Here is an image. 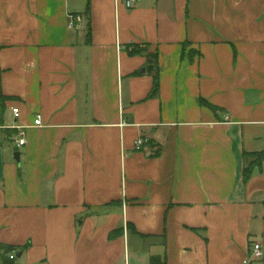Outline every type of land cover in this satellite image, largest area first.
I'll use <instances>...</instances> for the list:
<instances>
[{"label":"crops","instance_id":"1","mask_svg":"<svg viewBox=\"0 0 264 264\" xmlns=\"http://www.w3.org/2000/svg\"><path fill=\"white\" fill-rule=\"evenodd\" d=\"M0 85V264H264V0H0Z\"/></svg>","mask_w":264,"mask_h":264},{"label":"trees","instance_id":"2","mask_svg":"<svg viewBox=\"0 0 264 264\" xmlns=\"http://www.w3.org/2000/svg\"><path fill=\"white\" fill-rule=\"evenodd\" d=\"M129 53L131 55L137 54H146L147 56V72L154 77V84L153 88L149 94V98H155L160 93V77H159V54L158 53H149L146 48L142 47L141 45H132L129 47ZM11 99V97L6 96L2 92V88L0 85V107L3 109L5 107V102ZM216 111L217 109L214 108ZM244 160H245V168H244V181L247 182L253 175V171L255 167L261 166L264 162V151L255 152V153H244ZM24 249V247L20 246H10L6 249L7 252L10 251H17L20 252ZM10 259L9 262L4 264H13Z\"/></svg>","mask_w":264,"mask_h":264},{"label":"built area","instance_id":"3","mask_svg":"<svg viewBox=\"0 0 264 264\" xmlns=\"http://www.w3.org/2000/svg\"><path fill=\"white\" fill-rule=\"evenodd\" d=\"M137 0H125V5L130 8L134 5V3ZM70 27L73 29H81L84 28L87 25V17L84 14L81 13H72L70 14ZM12 111L14 113L15 117L20 116V109L19 108H12ZM35 125L40 126L42 125V116L41 114H37L35 118ZM13 128L17 129V133L14 136V142L15 144L20 147L23 146L26 142L25 139V129L21 125H14ZM146 144V140L143 138H138L135 141L136 149L141 150ZM251 256L254 258H261L264 256V249L260 244H255L254 248L252 250ZM16 257L15 254H12L10 256L11 259H14Z\"/></svg>","mask_w":264,"mask_h":264},{"label":"water","instance_id":"4","mask_svg":"<svg viewBox=\"0 0 264 264\" xmlns=\"http://www.w3.org/2000/svg\"><path fill=\"white\" fill-rule=\"evenodd\" d=\"M20 156H21V153H20V152H16V153H15V159H16L17 161H20ZM17 257H21V253H19V254L17 255Z\"/></svg>","mask_w":264,"mask_h":264}]
</instances>
